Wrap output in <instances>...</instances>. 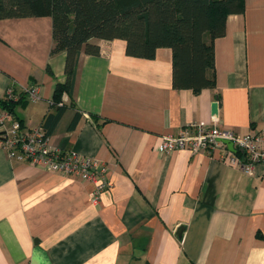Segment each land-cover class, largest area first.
<instances>
[{
	"label": "crops",
	"instance_id": "0c3cea01",
	"mask_svg": "<svg viewBox=\"0 0 264 264\" xmlns=\"http://www.w3.org/2000/svg\"><path fill=\"white\" fill-rule=\"evenodd\" d=\"M90 42L99 53H80L48 133L66 80L65 52L50 54L52 19L0 20V98L20 97L13 116L24 128L104 162L110 182L92 200L93 183L10 160L0 146V264H264V164L247 174L226 146L159 150L190 122L264 129V0L226 16L213 40L215 88L199 93L172 86L169 47L147 59L127 55L123 39Z\"/></svg>",
	"mask_w": 264,
	"mask_h": 264
},
{
	"label": "trees",
	"instance_id": "16d2710c",
	"mask_svg": "<svg viewBox=\"0 0 264 264\" xmlns=\"http://www.w3.org/2000/svg\"><path fill=\"white\" fill-rule=\"evenodd\" d=\"M242 11L243 0H0V20L50 16V54L65 52L66 80L55 85L57 110L44 120L48 133L62 114V93L72 95L80 53H99L92 38L123 39L127 55L147 59L169 47L172 86L199 93L215 88L213 40L224 34L226 16ZM20 99L0 98V108L14 115Z\"/></svg>",
	"mask_w": 264,
	"mask_h": 264
},
{
	"label": "built area",
	"instance_id": "2783aa9c",
	"mask_svg": "<svg viewBox=\"0 0 264 264\" xmlns=\"http://www.w3.org/2000/svg\"><path fill=\"white\" fill-rule=\"evenodd\" d=\"M25 93L29 100L38 98L35 87ZM7 98L16 100L18 97L9 91ZM222 140L230 141L236 151L241 152L242 159L232 156L230 160L236 162L247 174L253 173L256 164H264V129L239 135L217 122L211 127L190 122L176 135L165 134L161 138L159 150L171 152L188 149L197 152L200 149L226 146ZM0 146L10 160L25 161L46 171L93 183L94 188L90 192L92 200H97L98 194L110 187L108 168L104 162L76 151H62L52 147L41 126L26 129L6 110L0 111Z\"/></svg>",
	"mask_w": 264,
	"mask_h": 264
},
{
	"label": "water",
	"instance_id": "95a60500",
	"mask_svg": "<svg viewBox=\"0 0 264 264\" xmlns=\"http://www.w3.org/2000/svg\"><path fill=\"white\" fill-rule=\"evenodd\" d=\"M212 112H216L217 110V103H213L211 106ZM224 144H226L227 148L231 151H236V149L232 146V143L227 140H222ZM183 230V226H180L178 230L176 231L177 235L180 236Z\"/></svg>",
	"mask_w": 264,
	"mask_h": 264
}]
</instances>
